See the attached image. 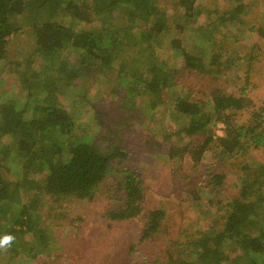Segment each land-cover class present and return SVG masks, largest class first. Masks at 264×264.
Listing matches in <instances>:
<instances>
[{
  "label": "trees",
  "instance_id": "trees-1",
  "mask_svg": "<svg viewBox=\"0 0 264 264\" xmlns=\"http://www.w3.org/2000/svg\"><path fill=\"white\" fill-rule=\"evenodd\" d=\"M156 1L0 0V73L7 65V44L12 36L28 27L26 34L35 42L23 61L16 60L18 71H10L23 94L16 101L0 103V236H14L9 247L0 249V259L8 250L15 255L26 250L30 254L44 251L49 235L35 223L40 218L39 204L46 206L42 210L50 211L55 203L68 198L93 199L109 177L122 192L120 205L107 211L110 218L142 219L139 239L155 233L164 211L144 208L141 174L127 168L131 166L125 162L130 154L126 146L139 132L135 125L149 122L158 112H167L171 120L180 116L184 121L168 134L161 133L162 141L169 135L177 138L165 152L167 158L189 163V173L178 175L181 181L177 189L184 187V193L193 199L201 192H210L211 205L215 192L223 187L224 174L215 169L206 174V170L217 167L216 160L223 163L246 154L264 137V106L259 111L250 109L252 102L244 94L245 86L227 91L221 84V80H228L229 73H224L223 67L232 68L233 53L222 56L212 50L208 55L205 46L198 54L181 39H164L173 21L168 22ZM227 1L232 2L228 10L208 14H219L216 18L221 22H241L243 4ZM173 8L177 19L188 20L190 28L202 11L195 0H176ZM175 25L177 33L185 32L181 23ZM263 30L249 26V32H258L260 37ZM191 31L197 32V44L204 39L210 47L223 43L207 32V25ZM164 41L166 50L161 47ZM160 47L170 54L159 61ZM34 58L41 61L39 71L29 66ZM238 61L246 73L250 59L236 58L234 64ZM184 75L198 78L201 98L183 91L184 84L189 86L181 81ZM205 76L206 81L202 80ZM85 79L93 80L102 98L81 99L77 88ZM1 85L0 80V100ZM70 94L67 107L59 98L68 100ZM248 109L254 124H237L236 115ZM81 110L86 113L84 119L78 118ZM207 151L214 160L203 163ZM199 163L204 170L194 176L191 170ZM248 167L244 164L243 168ZM256 167L242 177L235 195L215 200L217 211L225 208L220 215L224 221L216 217L186 244L193 252L191 257L170 264H264V182L260 183L264 162ZM199 175L206 177V182H201L203 190L197 194L192 188L196 181L192 180H199ZM24 236H34V245L21 248ZM224 244L232 245L230 256L222 252ZM180 245L176 242L178 251L182 250Z\"/></svg>",
  "mask_w": 264,
  "mask_h": 264
},
{
  "label": "rangeland",
  "instance_id": "rangeland-1",
  "mask_svg": "<svg viewBox=\"0 0 264 264\" xmlns=\"http://www.w3.org/2000/svg\"><path fill=\"white\" fill-rule=\"evenodd\" d=\"M175 1H156L157 6L162 11L164 10L168 22L173 21V27L167 29L169 34L164 39H181L183 44L190 47L193 52L196 50L195 52L198 54L207 49L208 55L213 51L220 52L222 56L232 52L234 61L240 57L249 58L250 68L246 73H244L246 68H243L241 61H238V64H234L233 61L232 68L225 69L223 67V72L229 73V76L227 81L221 80V84H224L227 91H237L238 86H245L244 94L252 102L250 109L261 110L264 106V36L260 37L258 32L250 33L249 26L254 25L264 29V0H240L243 7L241 8L242 13L239 14L241 19H237H240L241 22L234 20L231 23L218 21L216 17L219 14L216 15L213 12L212 15L208 14L214 10H228L231 1L195 0V4L197 3L202 11L195 18L191 28L207 25V32L215 34L216 42L223 40V43L212 47L206 44L205 39L204 42L199 41L200 44L195 43L194 34L197 32L191 31L188 20L182 18L179 21L177 19L173 8ZM40 15L44 16V14ZM176 23H181L185 32L177 33L179 30ZM27 30L28 27L18 31L17 35L12 36L7 44L8 61L7 65H1L0 73L2 84L0 103L7 99L16 101L23 94L10 71L17 72L19 68L16 65V60L23 61V58L27 57L33 49L35 42L26 34ZM162 46L165 47V50L167 49L165 41ZM161 47L157 51L159 61L170 54V52L164 53L165 50L162 52ZM70 59L74 60V56H71ZM225 61L227 65L231 64L230 61ZM40 64V59L34 58L29 66L34 71H39ZM78 65L80 64L78 63ZM202 78L205 80L207 77ZM197 80L195 75L191 78L186 75L185 79L181 81H186L189 86L184 84L182 89L183 91L189 90L192 97L201 98V89L198 88ZM99 87H103V83ZM77 89H79L83 101L86 97L91 100L103 97L92 79H85ZM67 98L69 99L60 97L59 101L69 107L72 95L70 94ZM250 109L236 115L237 124L246 123L247 126L254 124L250 122L252 119ZM85 117V111L81 110L78 113V118L84 119ZM148 120L147 123L141 121L135 125V130H139V132L126 146L130 154L125 164L131 166L127 168H134L141 174L146 194L143 201L144 208H158L164 211V216L155 233L144 239H139V229L143 226L142 219L130 222L129 220L110 218L108 209L120 205L118 200L122 192L117 189L115 179L109 177L93 199L68 198L61 203H55L50 211L42 210L46 209V206L39 204L37 211H39L40 218L35 223L40 230L49 235L48 242L43 247L44 251L30 254L26 250L19 251L15 255L13 251L8 250L0 259V264H170L178 259L191 257L193 252L186 244L197 238L211 223L213 224L216 217L221 222L224 221L220 215H224L225 208L217 211L214 205L215 200L222 199L224 201L235 195L242 177L247 175L248 170L251 169L254 172L255 168L258 169L256 167L258 163L264 162V137L258 146H252L246 154L235 156L229 161L225 159L223 163L216 160L217 167L206 170V174L214 169V171L224 174L223 187L215 192L216 198L211 205L208 204V201L213 194L207 191L201 192L203 189L200 190L203 187L201 182H206V177L199 175V180H192L196 181L192 188L197 190V194L200 192L202 194L197 199L190 198V194L184 193V187L182 191L177 189L181 176L189 173V163L188 160L180 161L167 158L165 153L174 144L173 142L177 141V138L174 135H169L162 141L164 137L161 133L168 134L170 130L184 122L183 119L179 116L178 120H171L167 116V112H164L163 115L158 112L154 118ZM140 124H143L141 129L138 128ZM213 130H215L214 125ZM216 131L220 130L216 129ZM254 132H258V129ZM182 137L185 138V136ZM211 151L213 152V150ZM210 160L214 159L211 152L207 151L203 163ZM203 163L193 166L191 174L196 176L204 170ZM244 164H249V167L243 168ZM176 167H179L178 171L175 170ZM19 174L20 172H18ZM179 174L181 176H178ZM252 177L256 176L252 175ZM262 182H264V177L260 183ZM215 212L219 214H215ZM176 242H180L182 250L178 251ZM34 243V236H24L23 244L20 247H29ZM231 248L232 245L227 244L221 250L225 256H230ZM8 255L11 257L7 258Z\"/></svg>",
  "mask_w": 264,
  "mask_h": 264
},
{
  "label": "clouds",
  "instance_id": "clouds-1",
  "mask_svg": "<svg viewBox=\"0 0 264 264\" xmlns=\"http://www.w3.org/2000/svg\"><path fill=\"white\" fill-rule=\"evenodd\" d=\"M14 240V236L11 234H4L0 236V249L9 247Z\"/></svg>",
  "mask_w": 264,
  "mask_h": 264
}]
</instances>
